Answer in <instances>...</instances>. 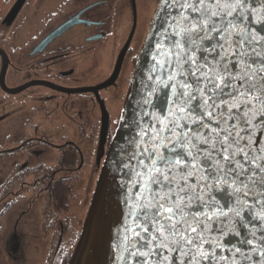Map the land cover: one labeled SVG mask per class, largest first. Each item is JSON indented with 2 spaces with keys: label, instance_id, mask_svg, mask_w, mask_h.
Returning <instances> with one entry per match:
<instances>
[{
  "label": "snow or ice",
  "instance_id": "6c2138e0",
  "mask_svg": "<svg viewBox=\"0 0 264 264\" xmlns=\"http://www.w3.org/2000/svg\"><path fill=\"white\" fill-rule=\"evenodd\" d=\"M110 264H264V0H159Z\"/></svg>",
  "mask_w": 264,
  "mask_h": 264
},
{
  "label": "flooded vegetation",
  "instance_id": "af4514ba",
  "mask_svg": "<svg viewBox=\"0 0 264 264\" xmlns=\"http://www.w3.org/2000/svg\"><path fill=\"white\" fill-rule=\"evenodd\" d=\"M158 4L0 0V99L8 102L0 108V233L9 217L17 229V213L31 210L36 202L40 208L46 201L55 208L62 204L63 196L67 199L76 189L82 170L94 178L86 167L93 158L102 170L124 113L123 107L112 106L126 98ZM60 27L61 33L38 50ZM2 68L7 89L1 86ZM27 74L36 78L24 80ZM114 115L111 123L102 122ZM42 217L37 227L44 235ZM43 254L35 264H45L47 251ZM100 261L99 256L95 264Z\"/></svg>",
  "mask_w": 264,
  "mask_h": 264
},
{
  "label": "rangeland",
  "instance_id": "374dc122",
  "mask_svg": "<svg viewBox=\"0 0 264 264\" xmlns=\"http://www.w3.org/2000/svg\"><path fill=\"white\" fill-rule=\"evenodd\" d=\"M149 30L145 35L144 41L141 45L137 58V64L133 71L131 84L129 85V88H127L128 91L126 98L124 100L121 99V102L119 101L118 104L112 106L116 109H118L119 107H123L124 113L122 117H119L121 118L119 124L120 129L121 126H124V128L125 126H128L126 133L127 138L133 134V128L131 127L133 119L138 118L134 114V111H131V95ZM42 75L44 74L42 73ZM38 76L43 77L40 76V74H38ZM32 78H36V76L33 74H27L23 77L24 80H30ZM6 103L8 102L5 99H0V108ZM3 110L5 109L3 108ZM107 119L111 123V121L113 119H117V117L115 115L109 117L104 116L102 118V122L106 123ZM120 129L116 133L114 143L117 139L116 137L118 133L120 136ZM126 143L127 139L123 144ZM113 145L110 148L108 156L104 161L102 170H99V168L95 166L93 158L92 165L89 164L86 167L89 166L90 169L93 170L95 174L94 178H92L93 174L91 172H88V170L85 169L82 170L81 178L78 180L74 192L73 190L71 191V193L69 192V196L67 195V199L65 198V195L62 198L61 205L64 207V209L61 210L60 213H58V219H65L66 221H69L71 226L75 228V233H81L80 239L77 241L76 246L72 250L70 261L68 264H85L86 262L87 264H95V261L99 256L102 258V261H100L98 264H110L109 257L111 255L112 237L119 225L121 204L123 202L121 184L125 179L122 172H120L117 167H115L116 169L113 172V177H111V180L109 182L106 191L107 197H105L104 200L102 199V201L99 202V204H96V206L94 205L96 203L95 201L100 182L104 177V169L106 167H109L110 165V163L108 162ZM107 164L109 165L107 166ZM89 188L90 192L88 194L86 189ZM25 202H20L21 204L19 203L21 206V211L25 209ZM36 203L38 204L37 208ZM36 203L33 205L31 210H24L25 212L17 213L19 215V218L18 215L15 214L16 219L18 218L16 221L17 229L15 228L16 223L14 224V226L11 225L10 217L7 220L5 219L6 221L4 220V223L6 222L4 224V231L0 233V264H35L40 262L44 257L43 251L44 253H46L47 251L51 233L45 232V230L44 235L40 233L37 225L39 226L38 217H42V209L40 208V201ZM51 209L54 210L56 208L55 206H51ZM91 224H95V228L92 230L89 229ZM13 228L16 229L15 236L17 237V239L15 240L11 238ZM30 231H32L34 237L31 236L30 238H28V232ZM87 244L88 248L86 249Z\"/></svg>",
  "mask_w": 264,
  "mask_h": 264
},
{
  "label": "trees",
  "instance_id": "16d2710c",
  "mask_svg": "<svg viewBox=\"0 0 264 264\" xmlns=\"http://www.w3.org/2000/svg\"><path fill=\"white\" fill-rule=\"evenodd\" d=\"M57 204L58 207L55 209L56 212L51 209V206H55V203L50 204L49 201H46L41 206L44 212L41 226L45 232L51 233L45 264H68L72 250L81 237V233L76 234L75 228L71 226L69 221L58 219V213H60L64 207L61 203ZM60 237L61 241H59Z\"/></svg>",
  "mask_w": 264,
  "mask_h": 264
},
{
  "label": "water",
  "instance_id": "95a60500",
  "mask_svg": "<svg viewBox=\"0 0 264 264\" xmlns=\"http://www.w3.org/2000/svg\"><path fill=\"white\" fill-rule=\"evenodd\" d=\"M157 10V9H156ZM156 14V13H155ZM154 20H155V15H154V18H153V21H152V24H151V27H150V30H149V33L147 35V40H146V43L149 42V36H150V32L154 29ZM71 23V21H68L66 26H69ZM63 27H60V28H57L55 31H53L51 34H49L43 42H41L37 49L39 50L41 46H43V43H46V42H49L51 39H53L54 37H56L57 35H59L62 31ZM143 53H144V50H143ZM4 54V53H3ZM149 61H150V57H146L144 56V54L142 55V59L140 61V64H139V68H138V72H137V76H136V80H135V83H134V88L132 90V97H131V100H132V108H131V111H134V114L136 115L137 117V113L139 112V107H138V102L141 101L142 99V96H143V92H142V84H141V81L146 79V76H147V67L149 66ZM3 68H2V72H1V86L3 88H6V85L4 83V79H3ZM28 85H31L30 83L29 84H25L23 85L22 87H19L17 88L16 90H19V89H23L25 87H27ZM7 89V88H6ZM127 129H128V126H121V129H120V136H119V133L117 135V139L113 145V148H112V152L110 154V157H109V164H107V166L109 165V167H106L104 169V177L102 178V181L100 182V185H99V190H98V193H97V197H96V203L94 206H96V204H99V202L102 201V199L104 200L105 197H107L106 195V191H107V188H108V185H109V182L111 180V177H113V172L115 171V167H117L116 165H114L113 161L117 158V155H116V144H123L124 141H126L127 139ZM123 131V132H122ZM119 136V138H118ZM121 213H120V219H119V223L122 221L123 217H122V212L125 211V208H124V204L122 202L121 204ZM95 225V224H94ZM93 224L90 225V228L89 229H94ZM88 248V244H87V247L86 249Z\"/></svg>",
  "mask_w": 264,
  "mask_h": 264
}]
</instances>
